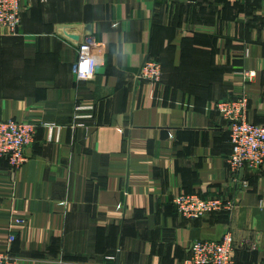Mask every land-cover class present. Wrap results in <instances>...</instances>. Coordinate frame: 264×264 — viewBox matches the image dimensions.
Wrapping results in <instances>:
<instances>
[{
  "label": "crops",
  "instance_id": "crops-1",
  "mask_svg": "<svg viewBox=\"0 0 264 264\" xmlns=\"http://www.w3.org/2000/svg\"><path fill=\"white\" fill-rule=\"evenodd\" d=\"M87 38L97 65L80 80ZM146 58L158 83L136 78ZM239 96L264 124V0H22L17 32L0 34V120L35 134L19 168L0 159V252L181 264L193 241L230 232L236 264H264V164L231 170L214 109ZM177 193L231 207L186 219Z\"/></svg>",
  "mask_w": 264,
  "mask_h": 264
},
{
  "label": "built area",
  "instance_id": "built-area-1",
  "mask_svg": "<svg viewBox=\"0 0 264 264\" xmlns=\"http://www.w3.org/2000/svg\"><path fill=\"white\" fill-rule=\"evenodd\" d=\"M22 0H0V31L15 34L20 24ZM95 41L87 38L78 44L75 74L80 80L90 78L97 65L93 55ZM87 63L88 70H84ZM136 78L150 83L161 79V68L154 59L146 58L141 63ZM248 100L245 96L219 100L214 109L227 121L231 148L227 163L233 172L242 168L257 170L264 164V124L247 119ZM35 125L17 119L0 120V159H6L12 169L25 161V147L34 137ZM172 202L177 213L186 219H198L209 213L229 209L231 203L218 197L202 198L196 194L177 193ZM13 240L12 235L9 236ZM113 261L114 257H107ZM0 264H15L7 252H0ZM99 264H114L103 262ZM181 264H236L233 238L230 232L219 239H198L190 244L189 254Z\"/></svg>",
  "mask_w": 264,
  "mask_h": 264
},
{
  "label": "rangeland",
  "instance_id": "rangeland-1",
  "mask_svg": "<svg viewBox=\"0 0 264 264\" xmlns=\"http://www.w3.org/2000/svg\"><path fill=\"white\" fill-rule=\"evenodd\" d=\"M20 25V24H19ZM19 28V27H18ZM18 30V29H17ZM17 32V31H16ZM6 33H10V32H8V31H5V30H3V31H0V34H2V35H7ZM8 35H11V34H8Z\"/></svg>",
  "mask_w": 264,
  "mask_h": 264
},
{
  "label": "clouds",
  "instance_id": "clouds-1",
  "mask_svg": "<svg viewBox=\"0 0 264 264\" xmlns=\"http://www.w3.org/2000/svg\"><path fill=\"white\" fill-rule=\"evenodd\" d=\"M84 70L87 71L88 70V66H87V63L85 64L84 66Z\"/></svg>",
  "mask_w": 264,
  "mask_h": 264
},
{
  "label": "water",
  "instance_id": "water-1",
  "mask_svg": "<svg viewBox=\"0 0 264 264\" xmlns=\"http://www.w3.org/2000/svg\"><path fill=\"white\" fill-rule=\"evenodd\" d=\"M72 38H76V36L70 35Z\"/></svg>",
  "mask_w": 264,
  "mask_h": 264
}]
</instances>
